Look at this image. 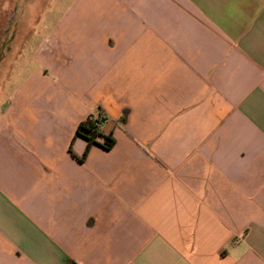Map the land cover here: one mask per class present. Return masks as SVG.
Wrapping results in <instances>:
<instances>
[{
	"label": "crops",
	"instance_id": "crops-1",
	"mask_svg": "<svg viewBox=\"0 0 264 264\" xmlns=\"http://www.w3.org/2000/svg\"><path fill=\"white\" fill-rule=\"evenodd\" d=\"M0 264H264V0H0Z\"/></svg>",
	"mask_w": 264,
	"mask_h": 264
},
{
	"label": "trees",
	"instance_id": "trees-1",
	"mask_svg": "<svg viewBox=\"0 0 264 264\" xmlns=\"http://www.w3.org/2000/svg\"><path fill=\"white\" fill-rule=\"evenodd\" d=\"M104 121V118L96 119L94 116H90L83 123H81L79 128H77L75 139L82 138L88 143L83 159L87 158L93 146L101 147L107 151L113 149L114 146H116V140L112 133L105 135L101 131ZM122 121H125V116Z\"/></svg>",
	"mask_w": 264,
	"mask_h": 264
},
{
	"label": "rangeland",
	"instance_id": "rangeland-1",
	"mask_svg": "<svg viewBox=\"0 0 264 264\" xmlns=\"http://www.w3.org/2000/svg\"><path fill=\"white\" fill-rule=\"evenodd\" d=\"M32 1H34V0H32ZM44 9H45V8H44ZM32 17H33V13H32V12H28V18L30 19V18H32ZM17 78H18V76L14 74V75L12 76V81H11V83L13 84V82H16Z\"/></svg>",
	"mask_w": 264,
	"mask_h": 264
}]
</instances>
